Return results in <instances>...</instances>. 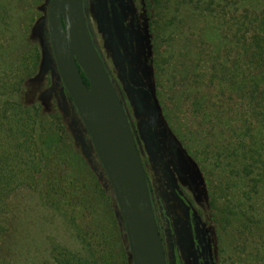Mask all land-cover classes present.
Here are the masks:
<instances>
[{
	"label": "rangeland",
	"instance_id": "rangeland-1",
	"mask_svg": "<svg viewBox=\"0 0 264 264\" xmlns=\"http://www.w3.org/2000/svg\"><path fill=\"white\" fill-rule=\"evenodd\" d=\"M86 1L91 31L146 163L168 264H264L259 234L264 195L256 169L243 171L256 162L242 154L240 141L227 147V137L237 139V132L229 129L223 108L216 115L211 106L217 98L209 94L220 89L213 77L225 81V90V67L236 51L227 46L217 22L196 9V2L203 7L209 0H151L156 2L152 17L149 0H108L109 6L105 0ZM256 3L242 1L249 8L259 7ZM49 5L50 0H0V107L11 115L23 110L29 129L18 140L40 149L36 161L41 163L49 146H69L91 198L102 196L103 205H96L107 232L115 234L119 216L102 194L108 192L107 179L54 68ZM108 7L116 26L108 22ZM53 120L65 126L64 136L55 133ZM0 139L7 141L3 128ZM73 172L79 178V171ZM54 199L45 184L18 188L2 200L0 228L6 235L0 230V264H58L59 254L80 261L99 248L96 240L86 241L84 224L55 210ZM106 248L116 251L115 256L100 252L104 264H125L114 240Z\"/></svg>",
	"mask_w": 264,
	"mask_h": 264
},
{
	"label": "trees",
	"instance_id": "trees-1",
	"mask_svg": "<svg viewBox=\"0 0 264 264\" xmlns=\"http://www.w3.org/2000/svg\"><path fill=\"white\" fill-rule=\"evenodd\" d=\"M242 1L243 0H209L203 7L201 3L198 4L196 2V9L200 10L202 13H206L205 19H210L211 22H217V27L220 28L219 32L222 33L224 31L226 34L227 46L236 51V54L230 55L231 57L227 63L228 67H225V76L227 78L225 90H222L225 81L219 80L215 76L213 78L218 81L220 89H216L214 93L209 94V96L210 98H217L214 103L211 104L213 112L216 111L215 114L217 115L219 108H223V112H226V115L229 118V129L237 132V139L227 137V147L231 148L236 145V141H240L242 154L249 157L251 161L256 162L255 166L252 167L249 165L244 168L243 171L248 175L253 173V169H256V173H259L261 190L264 195V0H256V4L259 5L257 8L244 6ZM86 2L87 1L84 0L85 13ZM105 2L108 5L109 1L105 0ZM155 4V1H147V8L149 9L148 17H152L151 12L154 9ZM106 15L111 27L113 25L116 26L113 14L110 12L109 7L106 9ZM87 23L94 44L110 77L112 78L106 61L95 41L88 19ZM209 27H211L210 29L213 34L215 29L212 28V25ZM127 31H129L128 28ZM233 49L231 50L233 51ZM54 68L60 80L63 92L73 106L74 114L78 117L79 129L85 136L89 152L92 154L97 165L100 167V170L106 177L90 142L88 133L74 107L73 101L62 84L55 64ZM82 76L84 82L88 86L89 81L84 74H82ZM220 93L225 94V99H223L224 94L221 99H218L215 95ZM236 108L238 109L237 117L239 119L238 128L233 126L232 121L233 117H235L234 109ZM22 111L21 113L16 111L14 115H11L0 107V130L3 128L5 138H7V141L5 140L6 143L2 142L0 139V192L6 193V195L0 193V217L1 214H4L5 210L4 207L2 208V200L5 198V201H7L16 189L46 184L48 188L51 187V190H53L55 194V199L53 201H55L59 207L55 210L60 213H65L67 218L73 223L79 221V223L84 224L86 227V241L96 240L99 247L94 249L90 246V255H88L87 258L85 257L86 259L80 261L75 258L69 259L70 255L68 254H59L58 264H104L103 255H101L100 252H103L104 250V253L107 256H115L116 250L111 251L106 248L111 240H114L117 243L122 259L124 260L125 258L127 260L125 261V264H132V256L127 245L128 243L124 245L123 240L124 238L126 239L124 223L108 180V192L105 191L102 194L105 196V202L108 203L111 208L115 209L119 216L117 223H113L116 227L115 234L114 232L112 234L107 232L106 220L101 214V207L99 208L96 205V203L103 205L102 196H98L97 201L94 197L91 198V195L88 192L89 186L85 180L82 167L76 161V158H74L69 146L63 144L64 148L59 147L57 149L56 146H53V149L49 146V150L45 149L44 152H42L43 157L41 158V164L40 161L37 160V162L35 159V156L40 149H37V151L31 150L29 142L24 145L18 140L20 137H24V134H26L29 129L26 117H24ZM51 122L54 125L55 133L64 136L65 126L60 122H54V120ZM27 139L31 140L30 136L27 135ZM143 163L146 167V163ZM73 169L79 171L77 173L79 178L73 175ZM22 171H24L23 175L21 174ZM72 175L74 177H72ZM46 180L50 185L47 184ZM148 183L152 194L153 204L155 205L149 176ZM61 207L68 209L61 210ZM7 214H9L10 217V211L6 208V215ZM156 218L165 248L166 246L157 214ZM229 219H231V216ZM259 226V234L262 240V250L264 255V217H261ZM0 230L6 235L3 227H1ZM3 234L0 232L1 237H4ZM243 235L245 238H249L247 232H244ZM1 237L0 240L3 238Z\"/></svg>",
	"mask_w": 264,
	"mask_h": 264
},
{
	"label": "water",
	"instance_id": "water-1",
	"mask_svg": "<svg viewBox=\"0 0 264 264\" xmlns=\"http://www.w3.org/2000/svg\"><path fill=\"white\" fill-rule=\"evenodd\" d=\"M47 21L55 66L113 191L132 264H168L147 172L120 95L91 36L84 0H50Z\"/></svg>",
	"mask_w": 264,
	"mask_h": 264
}]
</instances>
